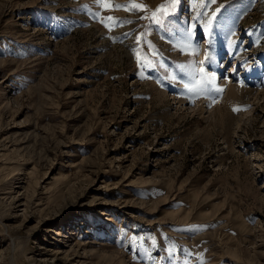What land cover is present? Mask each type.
Wrapping results in <instances>:
<instances>
[{"label": "rangeland", "instance_id": "1", "mask_svg": "<svg viewBox=\"0 0 264 264\" xmlns=\"http://www.w3.org/2000/svg\"><path fill=\"white\" fill-rule=\"evenodd\" d=\"M0 264H264V0H0Z\"/></svg>", "mask_w": 264, "mask_h": 264}, {"label": "bare ground", "instance_id": "2", "mask_svg": "<svg viewBox=\"0 0 264 264\" xmlns=\"http://www.w3.org/2000/svg\"><path fill=\"white\" fill-rule=\"evenodd\" d=\"M185 38V37H184ZM183 38V39H184ZM182 39V42L184 41ZM184 43H186V45L183 47V46H179V44H178V47H180L181 49H179V50H182L183 52H184V58H186V57H188L189 55H190V53L192 52L191 50V45H189L188 44V42H187V40H185V42ZM176 46V45H175ZM217 52V51H216ZM231 70V69H230ZM192 82V81H191ZM194 82V81H193ZM191 84L189 83V86H190ZM187 84H181V87L184 89L181 93H184V95H180L181 96V98L180 99H178L177 101L176 100H173V102H175V103H177V105H179L180 107H183L184 106V104H185V99H187V100H191L190 98H188V97H186V95H187V93L186 92H188L189 91V87ZM191 86H193V84L191 85ZM195 88V87H194ZM226 89L225 90V94H224V97H223V104H224V106L225 105H227V103L231 100V101H234V100H232V99H234V97L237 95V94H241L245 89L242 87V85H240L239 84V82L238 83H221V84H218L217 86H216V91L217 90H222V89ZM179 96V97H180ZM237 97H238V95H237ZM236 97V98H237ZM178 98V97H177ZM230 101V102H231ZM175 103H173V104H175ZM179 103V104H178ZM221 103V102H220ZM232 103V102H231ZM230 104V103H229ZM202 107V106H201ZM200 107V108H201ZM227 107V106H226ZM218 108V107H217ZM199 109V108H198ZM204 109V108H203ZM202 109V110H203Z\"/></svg>", "mask_w": 264, "mask_h": 264}, {"label": "snow or ice", "instance_id": "3", "mask_svg": "<svg viewBox=\"0 0 264 264\" xmlns=\"http://www.w3.org/2000/svg\"><path fill=\"white\" fill-rule=\"evenodd\" d=\"M215 2H216V0H211V3H215ZM157 11H159V9ZM217 11H218V9H217ZM153 15H155V13ZM109 19H111V18H109ZM136 41H137V43H140L141 42V37L140 36H137L136 37ZM202 71H203V69H202ZM189 91H190V89H189ZM218 91H222V90H218ZM235 110L236 109H234V111Z\"/></svg>", "mask_w": 264, "mask_h": 264}]
</instances>
